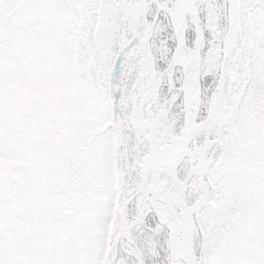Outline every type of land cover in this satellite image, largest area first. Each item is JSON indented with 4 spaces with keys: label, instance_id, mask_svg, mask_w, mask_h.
<instances>
[{
    "label": "snow or ice",
    "instance_id": "snow-or-ice-1",
    "mask_svg": "<svg viewBox=\"0 0 264 264\" xmlns=\"http://www.w3.org/2000/svg\"><path fill=\"white\" fill-rule=\"evenodd\" d=\"M0 264H264V0H0Z\"/></svg>",
    "mask_w": 264,
    "mask_h": 264
}]
</instances>
